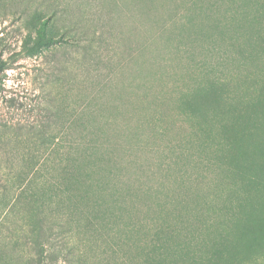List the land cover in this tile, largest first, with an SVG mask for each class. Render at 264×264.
Wrapping results in <instances>:
<instances>
[{
    "label": "rangeland",
    "instance_id": "374dc122",
    "mask_svg": "<svg viewBox=\"0 0 264 264\" xmlns=\"http://www.w3.org/2000/svg\"><path fill=\"white\" fill-rule=\"evenodd\" d=\"M103 1L0 4V57L11 65L0 71V249L40 255L22 172L35 151L31 126L52 103L87 123L94 148L80 156L92 155V203L85 216H60L47 264H146L164 229L183 264H205L215 248L230 264H264V108L235 126V141L249 130L236 151L223 133L233 116L202 114L221 93L227 103L259 98L264 0ZM23 5L68 11L59 24L69 29L68 13L83 5L91 53L63 41L15 57Z\"/></svg>",
    "mask_w": 264,
    "mask_h": 264
},
{
    "label": "trees",
    "instance_id": "16d2710c",
    "mask_svg": "<svg viewBox=\"0 0 264 264\" xmlns=\"http://www.w3.org/2000/svg\"><path fill=\"white\" fill-rule=\"evenodd\" d=\"M4 1L0 0V4ZM35 1L27 0V3ZM101 4L106 7L103 0ZM22 7L21 16H24L26 33L22 49L15 54V57L41 55L46 50L59 46L63 41L72 44L75 52L81 49L84 54L91 53L96 38L90 36L89 25L78 23V20L83 19L86 14L83 5L76 7L72 14L68 13L70 17L73 16L68 24L71 29L59 24L64 21L62 16L68 11L61 15L59 11H55L53 6L38 7L32 12L25 9L24 5ZM59 26H62V29ZM9 68L11 65L8 59L0 57V71ZM258 92V99L240 100L237 103H227L221 93L202 111L204 116L210 113L233 116V122L224 124L223 133L234 151L249 132L245 129L235 141V126L246 123L252 114L261 112L264 108V83L260 84ZM41 110L44 111L42 118L30 129V140L35 151L25 158V168L22 173L23 180L26 182L21 197L24 203H27L31 236L35 243H38V254L40 255L37 259L29 258L27 261L24 255L18 254L19 257H17L16 254L14 257L15 253H7L0 249L2 250L0 251V264H20L19 259L26 264H47L46 244L49 245L55 227L59 226L57 231H61L64 225L60 221V216L68 217V219L79 215L85 216L89 203H92L87 194L88 188L92 185V179L87 172L88 166L84 164V161L87 159L89 161L92 155L80 157L84 149L94 148L93 142L88 141L84 135L87 123H84L77 114L66 113L65 109L58 108L52 103L42 105ZM189 113L197 115L192 108ZM239 128L242 129L244 126H239ZM32 170L35 172L31 176ZM34 184L35 188H33ZM173 233L171 229H164L155 235L156 240L152 243L153 249L146 254V264H183L180 243L174 240ZM164 235L166 238L162 240L161 236ZM224 260L222 251L215 248L205 264H230Z\"/></svg>",
    "mask_w": 264,
    "mask_h": 264
}]
</instances>
